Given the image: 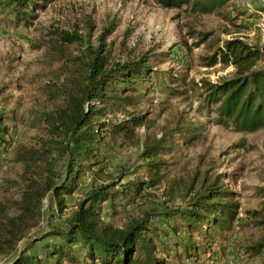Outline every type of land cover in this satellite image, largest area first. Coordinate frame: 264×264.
I'll list each match as a JSON object with an SVG mask.
<instances>
[{
	"label": "rangeland",
	"instance_id": "374dc122",
	"mask_svg": "<svg viewBox=\"0 0 264 264\" xmlns=\"http://www.w3.org/2000/svg\"><path fill=\"white\" fill-rule=\"evenodd\" d=\"M37 3L43 7L28 12L31 16L27 17V25H16L0 12V111L5 112V125L10 133L6 137L8 153L0 154V199L19 195L18 190L9 187L12 183L23 184L24 167L16 158L40 148L46 140L44 118L60 105L56 91L66 85V75L82 63H89L96 52L108 63L133 61L145 54L160 82L155 83L153 76L139 105L129 108L144 116L145 126L136 129L140 142L158 139L164 132L174 134L177 139L173 130L181 121L180 127L191 125L199 138L189 145L180 144L165 157L169 164L166 179L145 196L126 204L113 217L109 216L106 202L104 221L120 227L152 209L161 213L183 210L188 204L184 189L192 178L197 182L204 176L210 180L219 176V182L227 186L237 206L242 223L205 249L198 264L264 262V254L250 257L245 252L262 235L251 212L264 208V130L245 133L223 128L216 124L214 112L200 108L203 97L200 81L215 83L231 76V67L207 64L224 40L240 38L255 47L264 45V0H231L230 20L200 15L188 6L164 9L153 0H37ZM61 32L71 35L70 40L62 39ZM200 35L207 38L198 45ZM259 66L264 67V60ZM118 118L116 115L114 120ZM139 152L137 145L116 146L108 153L104 181L96 183L114 179L120 169L131 171L140 163ZM90 179L88 173L80 181V188ZM133 180V176L116 180L115 191L124 190L121 187ZM79 199L77 193L67 196V208L60 218H55L52 196L45 198L40 226L20 248L53 225L64 228ZM163 219L158 215L153 221L165 229ZM51 240L56 239H47ZM167 243L165 239L166 246ZM41 244L29 252L38 253ZM81 258L80 254L78 262L64 264H89ZM0 264H8V259L0 257ZM168 264H192V261L179 262L168 256Z\"/></svg>",
	"mask_w": 264,
	"mask_h": 264
},
{
	"label": "trees",
	"instance_id": "16d2710c",
	"mask_svg": "<svg viewBox=\"0 0 264 264\" xmlns=\"http://www.w3.org/2000/svg\"><path fill=\"white\" fill-rule=\"evenodd\" d=\"M153 2L164 9L188 6L194 13L224 20H230L228 9L232 7L231 0ZM42 7L37 0H0V12L16 25H27L28 12ZM200 36L198 45L207 38ZM60 37L69 41L71 35L61 32ZM90 58L89 63L70 71L66 85L56 91L60 105L45 115L46 140L41 147L16 158L24 167L23 184L9 185L19 191L17 197L0 199V257L7 258L8 264L75 263L80 254L81 261L89 264H168V256H174L179 262L198 264L205 249L242 223L219 176L211 180L204 176L197 182L192 178L184 189L188 204L183 210L161 213L152 209L120 227L104 221L106 202L113 217L126 204L145 196L166 179L169 164L165 157L199 135L191 125L180 127L181 121L173 130L177 139L164 132L158 139L140 142L136 129L145 126L144 116L129 108L139 105L153 76L155 83L160 82L159 75L152 73L145 54L122 63H108L99 52ZM207 60L208 66L231 67L232 73L215 83L200 81V108L214 112L216 124L223 128L245 133L264 130V67L259 66L264 60V45L255 47L240 38H230ZM116 115L120 118L114 120ZM5 120V112L0 111V154L8 153L6 137L10 133ZM126 143L140 148V163L131 171L120 169L110 181L96 183L104 181L108 153ZM88 173L91 179L82 189L80 181ZM128 176H133L132 183L115 191V181ZM75 193L80 199L65 227L53 225L20 248L40 226L44 199L52 196V214L60 218L67 208L65 198ZM158 215L164 218L165 229L154 223ZM251 217L262 231L245 250L255 257L264 254V208L251 212ZM38 243H42L39 252H29ZM75 247H79L77 252Z\"/></svg>",
	"mask_w": 264,
	"mask_h": 264
}]
</instances>
